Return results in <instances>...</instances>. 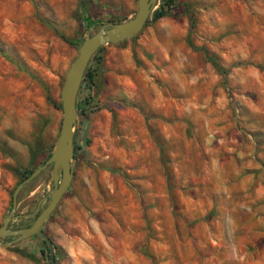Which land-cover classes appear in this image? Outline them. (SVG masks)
Wrapping results in <instances>:
<instances>
[{"label": "rangeland", "instance_id": "obj_1", "mask_svg": "<svg viewBox=\"0 0 264 264\" xmlns=\"http://www.w3.org/2000/svg\"><path fill=\"white\" fill-rule=\"evenodd\" d=\"M137 2L0 0V226L54 149L79 46ZM171 4L91 57L73 178L42 226L55 264H264V0ZM51 176L20 191L10 228L48 203ZM0 264L52 262L32 236L0 246Z\"/></svg>", "mask_w": 264, "mask_h": 264}, {"label": "water", "instance_id": "obj_2", "mask_svg": "<svg viewBox=\"0 0 264 264\" xmlns=\"http://www.w3.org/2000/svg\"><path fill=\"white\" fill-rule=\"evenodd\" d=\"M158 0H138L137 12L131 19L117 24L102 26L97 32L87 36L78 48V55L69 68L61 91L62 126L50 157L31 174L23 179L13 190L12 206L0 226V246H14L29 237L38 236L43 239L49 248L52 264H55L53 244L50 238L42 231V226L57 207L62 196L68 189L73 178V147L74 135L77 127L76 98L80 85L91 57L100 47L108 44H118L138 34L146 24L155 9ZM51 166L52 190L47 194L48 203L35 216L32 223L22 228H10L9 224L16 218L17 197L20 191L35 179L43 170ZM43 199L39 201V209ZM4 238H13L2 241Z\"/></svg>", "mask_w": 264, "mask_h": 264}, {"label": "trees", "instance_id": "obj_3", "mask_svg": "<svg viewBox=\"0 0 264 264\" xmlns=\"http://www.w3.org/2000/svg\"><path fill=\"white\" fill-rule=\"evenodd\" d=\"M172 2H173V0H158V5H157V8L153 11L152 19L153 20H158L159 18L164 17L165 15H167L173 9V4H171ZM101 49H102V47H100L97 50V52L100 51ZM203 51L207 55V59L211 63V65L222 76L224 84H226V82H227V80H226V76H227L226 70H224V68L222 66H220V64L217 62V60H216L215 57H213V56H211V55H209L207 53V51L205 50V48H203ZM95 54L92 56V58L95 56ZM92 58L90 59V61L88 63V66H87V68L85 70V73H84V76H83V79H82V83L84 81L87 82V83H89V84H92L94 82V72L90 68V62H91ZM76 108H77V116H79L80 110L78 109V106H76ZM77 149L78 148L75 145V135H74V147H73L74 157L76 155ZM50 155H49V157H50ZM31 172L32 171H28V172L24 173L22 175V178L28 177L31 174Z\"/></svg>", "mask_w": 264, "mask_h": 264}]
</instances>
